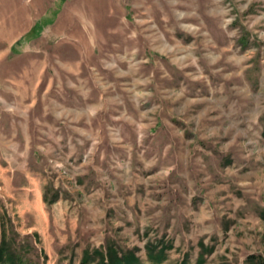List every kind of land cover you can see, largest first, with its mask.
<instances>
[{"label": "rangeland", "instance_id": "obj_1", "mask_svg": "<svg viewBox=\"0 0 264 264\" xmlns=\"http://www.w3.org/2000/svg\"><path fill=\"white\" fill-rule=\"evenodd\" d=\"M15 1L0 264L264 262V0Z\"/></svg>", "mask_w": 264, "mask_h": 264}, {"label": "crops", "instance_id": "obj_2", "mask_svg": "<svg viewBox=\"0 0 264 264\" xmlns=\"http://www.w3.org/2000/svg\"><path fill=\"white\" fill-rule=\"evenodd\" d=\"M20 6L21 4L16 3L15 0H0V43H13L17 38L21 37L30 30L32 26V17L30 14L28 17H18L17 12ZM5 89L9 90L10 92H27L23 85L16 87V89L10 85H7ZM20 97L22 99H19L18 102L23 105L24 103L21 102L24 101L23 98L26 97V94H21ZM0 100L4 104L11 102V100L8 99V96H2ZM9 116L13 117L8 109L5 110L3 108V112L0 110V120L9 118Z\"/></svg>", "mask_w": 264, "mask_h": 264}, {"label": "trees", "instance_id": "obj_3", "mask_svg": "<svg viewBox=\"0 0 264 264\" xmlns=\"http://www.w3.org/2000/svg\"><path fill=\"white\" fill-rule=\"evenodd\" d=\"M251 257H253L252 255H250ZM111 264H114V262H111ZM259 264H264V262H262V263H259Z\"/></svg>", "mask_w": 264, "mask_h": 264}]
</instances>
